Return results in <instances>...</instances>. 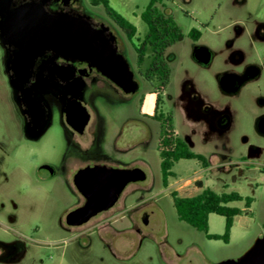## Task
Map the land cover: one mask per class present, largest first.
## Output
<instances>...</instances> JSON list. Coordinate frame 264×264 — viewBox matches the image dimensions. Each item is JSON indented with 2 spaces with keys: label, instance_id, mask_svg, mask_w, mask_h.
Returning <instances> with one entry per match:
<instances>
[{
  "label": "flooded vegetation",
  "instance_id": "obj_1",
  "mask_svg": "<svg viewBox=\"0 0 264 264\" xmlns=\"http://www.w3.org/2000/svg\"><path fill=\"white\" fill-rule=\"evenodd\" d=\"M5 1L8 5L4 10L0 9L2 27L12 28L13 24L25 23L29 12L20 11L30 8H37L49 16L69 15L86 20L94 31L104 32L106 40L113 38L110 44L115 48L116 56L128 61L140 89L134 94L126 92L98 65L55 58L49 51L38 54L31 69L12 68V64L8 65L7 62L16 60L22 54L6 35L15 31L7 30L4 33L0 28V36H3L0 37V219L4 210L1 200H7L3 195V183L7 179L3 170L4 159L16 153L21 146L30 147L41 142L55 126L60 128L63 146L58 159L43 164L37 176L41 182L62 183L74 194V204L65 208L59 216V230L72 238L110 236L111 241H103L104 246L115 257L124 251L127 254L125 262H132L145 240L152 236L145 232L151 214L146 212L140 217L138 213L147 206L145 200L136 201L134 205L129 200L131 187L142 182L128 184L111 208L90 217L86 222L82 221L83 218L70 216L84 209L88 202L83 182L77 181V175L83 169L97 166L120 170L141 169L130 158L133 149L131 136L135 126L138 131L144 130L150 134L151 138V127L157 126L159 152L165 117H172L174 136L180 137L175 127L176 111L180 110L190 126L189 134L180 138L190 149L196 146L195 139L198 137L203 141L209 138L218 141L209 158L200 154L205 162L196 160L201 170H210L213 167L210 157H218L220 174L233 172L235 181L243 177L249 168L258 174L264 173V0H221L217 9L209 12V20H196L198 28L191 29L188 34L190 61L196 71L183 69V78L174 96L166 93L167 88L165 91L158 88L154 75L147 77L145 69L138 64L139 46L135 48L137 66L133 67L127 45V41L131 40L106 11L107 17L94 10L99 6L93 5L90 0ZM156 5L167 15L161 0H157ZM171 48L164 55L170 70V82L174 66L180 64L179 56ZM205 59L207 61L204 62ZM11 81L16 89L11 86ZM146 85L154 90L151 93L155 97L152 114H146L143 105H140V120L126 117L119 123V116L124 110L130 109L138 100L144 104L142 97ZM163 95L171 104L166 116L163 113ZM6 98L11 104L10 123L4 116ZM82 107L89 115L84 127ZM69 109L73 114L71 117ZM132 121L138 124L132 126ZM43 129L44 133L39 135ZM151 138L149 136L150 140H146L147 145L140 151H149ZM238 141L239 146H245V149L236 146ZM238 153L241 154L240 159L233 160ZM104 219L127 220L129 226L120 231L111 222L108 224L111 230L102 234L100 224ZM112 231L123 233L122 239L128 244L117 248L119 239ZM165 239V246L158 250L157 264H202L201 256H205V253L198 241L183 244L184 241L179 239L173 245L167 237ZM61 246L59 241L48 248L60 249ZM179 246H182V250ZM32 247L35 251L40 249L37 244ZM36 256L28 241L21 237L8 242L0 239V264H37Z\"/></svg>",
  "mask_w": 264,
  "mask_h": 264
},
{
  "label": "rangeland",
  "instance_id": "obj_2",
  "mask_svg": "<svg viewBox=\"0 0 264 264\" xmlns=\"http://www.w3.org/2000/svg\"><path fill=\"white\" fill-rule=\"evenodd\" d=\"M110 6L137 27V35L131 41H127L130 59L134 68L137 66V55L135 48L140 46L148 31L147 25L141 20V14L148 7L151 0H108ZM167 15L173 17L184 34V40L171 48V51L180 58V64L174 66L171 82L167 86L166 93L175 95L178 92L183 78V69L188 68L192 72L196 68L190 61V39L189 32L198 28L197 21L209 20L210 13L217 9L221 0H161ZM89 4V2H87ZM91 7V5L89 4ZM98 13L106 16L103 6L93 8ZM161 10L162 7H160ZM107 17V16H106ZM197 20V21H196ZM218 20V19H217ZM211 82V80L209 81ZM6 91V88H4ZM153 88L145 86L143 91V102L139 100L130 109L124 110L118 122L121 123L126 117L134 119L141 118L138 108L143 105L146 114H152L155 97L151 95ZM215 94H213V97ZM163 98V113L166 116L169 110V102L166 95ZM4 116L6 121H11V104L8 99L4 102ZM171 105V104H170ZM175 127L180 135L184 137L189 134L190 126L183 113L176 111ZM137 121H132L135 126ZM138 124V123H137ZM10 128V127H9ZM151 135L144 130H135L132 133L131 160L147 174V180L140 185L132 186L129 200L132 205L136 201L145 200L147 206L138 211L141 216L150 213V224L145 232L152 236L147 238L143 246L132 262H125L126 253L120 251L115 257L111 251L104 246L103 241L110 242V236L78 237L72 238L59 230L58 219L65 208L74 204V194L71 190L59 182H41L37 176L39 168L48 162L57 160L63 146L60 128H51L41 142L30 147H19V149L8 158L4 159L3 170L7 179L3 183V195L7 200H1L4 204L3 217L0 219V239L8 242L21 237L28 241L34 254L37 256V264H157L158 250L165 246L166 237L168 242L176 245L179 239L184 241L196 240L202 245L205 256H201L202 264H218L227 260H234L242 256L256 239L264 236V173L249 168L243 177L236 181L234 173L220 174V158L210 157L212 168L207 171L201 170L196 160H181L172 169V176L167 184L161 172V158L157 150V126L153 125ZM118 128L116 129V131ZM115 131V132H116ZM149 151L143 153L144 148L150 140ZM237 141V140H236ZM255 140H253L254 142ZM196 146L191 149L194 153L203 154L209 158L211 151L216 149L218 141L209 138L203 141L201 137L195 139ZM257 142V141H255ZM240 141L237 142V147ZM22 144V142H21ZM242 149V150H243ZM241 154L238 153L233 160L238 161ZM264 162V161H263ZM43 176V174H41ZM205 189H211L218 194L237 193L243 200L230 203L228 206L238 208L241 215L235 217L234 225L228 243L222 240H208L205 234L181 222L176 213L173 196L180 198L194 197ZM251 200L247 207V200ZM113 223L117 229L124 231L129 223L127 220L112 219L101 220L100 228L102 234L109 229V223ZM226 219L222 216L212 214L209 217V233L222 236L225 233ZM119 239L117 248H123L125 244L122 239L123 233L114 232ZM112 233H108L109 235ZM61 242L60 249H49L53 242ZM37 244L40 249L33 250L32 245ZM182 250V246H179ZM46 248V249H45ZM128 252V251H127Z\"/></svg>",
  "mask_w": 264,
  "mask_h": 264
},
{
  "label": "water",
  "instance_id": "obj_3",
  "mask_svg": "<svg viewBox=\"0 0 264 264\" xmlns=\"http://www.w3.org/2000/svg\"><path fill=\"white\" fill-rule=\"evenodd\" d=\"M5 0H0V9H5ZM29 12L23 24H13L12 28L0 26L12 43L20 48L21 56L9 60L12 68L31 69L38 54L52 52L55 58L63 57L68 61L82 60L98 65L106 75L111 77L126 92L136 93L140 89L130 64L122 56H116L115 48L106 40L104 32H96L82 18L69 15H47L37 8L21 9ZM3 38V36H0ZM207 61L206 59L204 62ZM11 86L16 85L11 81ZM81 106V104H79ZM83 108V107H82ZM83 127L88 123L89 115L83 108ZM69 117L73 116L68 111ZM44 133V129L39 135ZM147 180V174L140 168L130 170L109 169L106 167L86 168L77 175V181L83 182L84 193L88 197L84 209L73 213L72 217L83 218L86 222L90 217L111 208L119 199L123 189L130 183ZM218 264H264V236L248 248L239 258Z\"/></svg>",
  "mask_w": 264,
  "mask_h": 264
},
{
  "label": "trees",
  "instance_id": "obj_4",
  "mask_svg": "<svg viewBox=\"0 0 264 264\" xmlns=\"http://www.w3.org/2000/svg\"><path fill=\"white\" fill-rule=\"evenodd\" d=\"M95 6H103L107 15L125 33L129 40L137 35V27L121 14L115 11L108 0H90ZM157 0H151L148 7L141 14V20L147 25L148 31L138 49V64L141 65L147 77L153 75L157 79L158 88L165 91L170 83V70L166 65L164 55L167 50L184 39L180 26L173 17L162 13L156 5ZM156 73V74H155ZM162 127V140L160 142L159 155L161 158V172L166 185L172 176V169L181 160H198L205 162V158L191 151L188 145L178 136H174L173 119L165 117ZM168 123V124H167ZM163 149V150H162ZM237 193L218 194L211 189H205L202 193L187 198L173 196V204L181 222L205 234L208 240H222L229 242L235 217L242 211L228 205L242 201ZM252 201L247 200L250 207ZM212 214L226 219L225 233L222 236L209 233V217Z\"/></svg>",
  "mask_w": 264,
  "mask_h": 264
}]
</instances>
